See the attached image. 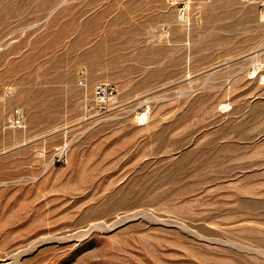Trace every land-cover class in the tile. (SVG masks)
I'll use <instances>...</instances> for the list:
<instances>
[{
    "label": "rangeland",
    "instance_id": "rangeland-1",
    "mask_svg": "<svg viewBox=\"0 0 264 264\" xmlns=\"http://www.w3.org/2000/svg\"><path fill=\"white\" fill-rule=\"evenodd\" d=\"M0 264H264V0H0Z\"/></svg>",
    "mask_w": 264,
    "mask_h": 264
},
{
    "label": "built area",
    "instance_id": "built-area-1",
    "mask_svg": "<svg viewBox=\"0 0 264 264\" xmlns=\"http://www.w3.org/2000/svg\"><path fill=\"white\" fill-rule=\"evenodd\" d=\"M251 1H256V0H251ZM96 91H97L98 94H101V93H103L105 91V89L102 86H99V87L96 88Z\"/></svg>",
    "mask_w": 264,
    "mask_h": 264
},
{
    "label": "bare ground",
    "instance_id": "bare-ground-1",
    "mask_svg": "<svg viewBox=\"0 0 264 264\" xmlns=\"http://www.w3.org/2000/svg\"><path fill=\"white\" fill-rule=\"evenodd\" d=\"M254 73V72H253Z\"/></svg>",
    "mask_w": 264,
    "mask_h": 264
}]
</instances>
